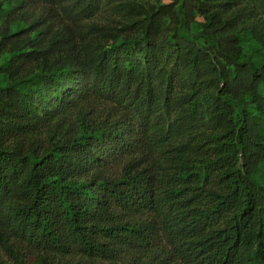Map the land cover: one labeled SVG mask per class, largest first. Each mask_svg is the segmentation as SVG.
I'll return each instance as SVG.
<instances>
[{"label":"trees","instance_id":"16d2710c","mask_svg":"<svg viewBox=\"0 0 264 264\" xmlns=\"http://www.w3.org/2000/svg\"><path fill=\"white\" fill-rule=\"evenodd\" d=\"M109 1L118 31L87 23L100 0H26L35 37L0 34V248L264 264L262 22L249 0Z\"/></svg>","mask_w":264,"mask_h":264},{"label":"rangeland","instance_id":"374dc122","mask_svg":"<svg viewBox=\"0 0 264 264\" xmlns=\"http://www.w3.org/2000/svg\"><path fill=\"white\" fill-rule=\"evenodd\" d=\"M134 2L141 5L144 9H153L160 5L165 0H122ZM100 7L98 11L87 20V23H98V24H108L114 29H122L123 24H126L130 17H132L131 12H127L121 3L110 2L109 0H100ZM249 9L252 11L251 18L249 21L262 22L264 28V0H249ZM0 8L3 12L0 15V34L2 33H12L18 31V29H27V33L24 37L32 38L35 37L37 32L34 27V21L38 17V13L34 11L27 3L26 0H0ZM120 31V30H119ZM124 34V33H123ZM123 34H119L116 37L115 42L118 43L122 40ZM244 52L246 54L254 55V59L259 61L260 57L264 54V48L256 43L255 40L247 38L246 46L244 47ZM54 92H42L41 95L37 94L35 96V102L39 106L42 103H54ZM10 211L6 210V214ZM162 245V242H158ZM135 255V254H134ZM133 255V256H134ZM38 254L34 250L25 249L20 256L21 264H40L37 261ZM125 256L124 262L127 264H158L161 259L159 254H140L135 256ZM81 259L78 255H74L68 259L69 262H76ZM82 260V259H81ZM85 264H107L105 260H92V262L87 261L83 258ZM0 264H14L13 259H11L2 248H0Z\"/></svg>","mask_w":264,"mask_h":264}]
</instances>
